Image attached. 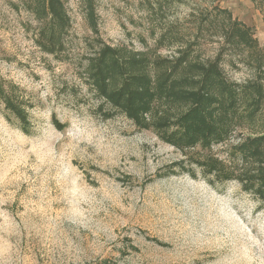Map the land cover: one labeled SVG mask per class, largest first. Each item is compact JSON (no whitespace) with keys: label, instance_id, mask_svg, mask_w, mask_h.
Masks as SVG:
<instances>
[{"label":"rangeland","instance_id":"1","mask_svg":"<svg viewBox=\"0 0 264 264\" xmlns=\"http://www.w3.org/2000/svg\"><path fill=\"white\" fill-rule=\"evenodd\" d=\"M91 1L89 16L85 0H63L69 26L51 54L27 3L0 0V76L27 112L21 125L0 102V264H264L258 181L246 191L193 163L217 156L240 177L261 166L238 147L264 133V0ZM226 13L249 43L226 39ZM103 45L142 54L152 77L172 61L197 78L185 66L219 56L228 82L261 85L257 109L247 91L224 137L185 157L94 91L87 59ZM154 102L170 115L187 107Z\"/></svg>","mask_w":264,"mask_h":264},{"label":"trees","instance_id":"2","mask_svg":"<svg viewBox=\"0 0 264 264\" xmlns=\"http://www.w3.org/2000/svg\"><path fill=\"white\" fill-rule=\"evenodd\" d=\"M27 3L34 17L41 22L35 33V42L45 53L55 54L62 45V33L69 26L63 0H22ZM85 7L92 16L93 3L85 0ZM227 25L223 33L232 44L249 43L247 30L241 28L238 21L231 19L226 13ZM90 28L95 33L96 22L90 21ZM255 45V43H254ZM142 54L121 52L120 49L103 45L92 57L87 59V77L94 91L110 103L114 108H120L131 118L139 128H151L162 141L171 144L186 157L187 151L196 147L209 150L213 143L221 140L230 128V119L235 111V102L248 91L247 99L254 113L263 89L261 85L246 84L244 90L228 82L221 74L219 56L207 62H190L185 67L194 76L181 75V62L166 67L171 72L158 73L152 77L146 71L149 63ZM161 60L156 57L152 66L158 70ZM179 66V67H178ZM165 67V68H166ZM192 85V86H191ZM242 89L241 94L239 90ZM247 90H246V89ZM12 86L6 85L0 76V102L8 112L24 124L27 112L23 102L15 93ZM254 94V96H253ZM186 102V109L179 114L170 115L166 111L157 110L156 102H170L171 99ZM163 100V101H162ZM167 103V104H168ZM233 112L232 114H234ZM230 115V116H229ZM229 117V118H228ZM26 125V124H25ZM24 125V131L27 127ZM264 133L261 136H248L239 145L242 156L254 158L261 162L254 171H248L243 176L234 175L232 169L225 165L219 157L204 155L194 160L206 176L215 180L226 181L232 178L238 180L244 190L254 187L257 180L256 192L264 197ZM187 150V151H186Z\"/></svg>","mask_w":264,"mask_h":264}]
</instances>
